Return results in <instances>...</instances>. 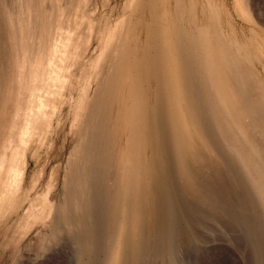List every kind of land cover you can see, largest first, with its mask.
<instances>
[{"label": "bare ground", "instance_id": "obj_1", "mask_svg": "<svg viewBox=\"0 0 264 264\" xmlns=\"http://www.w3.org/2000/svg\"><path fill=\"white\" fill-rule=\"evenodd\" d=\"M70 1L0 0V35L8 40L0 50L6 47L8 58L0 67V221L24 234L37 227L55 233L61 220L82 234L88 251L101 221L112 244L107 264H143L159 242L155 234L169 228L164 218L174 210L176 182L203 201L200 177L210 170L214 177L232 161L264 210V74L248 61L264 58V15L253 13L255 2L232 0L248 24L235 38L221 25L224 1L128 0L138 16L124 14L84 58L91 11L86 1L78 3L82 10ZM68 52L75 59L67 65ZM82 81L86 87L75 95ZM58 139L68 155L62 196L51 202L61 164L41 176L60 153ZM32 162L40 168L30 177ZM38 184L44 188L32 197ZM15 206L25 208L12 220Z\"/></svg>", "mask_w": 264, "mask_h": 264}, {"label": "rangeland", "instance_id": "obj_2", "mask_svg": "<svg viewBox=\"0 0 264 264\" xmlns=\"http://www.w3.org/2000/svg\"><path fill=\"white\" fill-rule=\"evenodd\" d=\"M85 1L86 8H90L91 11V17H87L85 21V31L83 30L87 37L84 36L85 42L82 51L84 58H87L89 54L92 56L95 55V48L98 45L99 38L106 30L110 31L115 28L124 14L125 16L130 14V17L135 18L140 11L136 10V12H130L128 0H73L72 3L70 1V8L82 10L78 7V3L80 2L84 6ZM199 1L202 2V0ZM220 1H224V14L221 16V25L226 32L225 34L235 36V38H241L244 33L247 32L248 24H246L241 17L237 16V13H235L232 7V0ZM253 1L255 2L254 8H257V10L253 8V13L260 16L264 15V0ZM197 5L199 7V13L201 4L198 3ZM1 17L2 11H0V31L2 27H4ZM200 18L201 16H199V20ZM228 19H230V22L232 21L231 23L234 27V31L232 32L227 23ZM60 24V19H56V30H58ZM7 34L8 31H5V35ZM4 41L5 44L8 43L6 36ZM4 41L0 35V50L2 49V43ZM1 53L3 54L1 55ZM64 53H62V55ZM5 55H7L6 47L5 50L3 49L0 52V67L2 68L7 66L8 58ZM73 56L74 54L70 55V52L67 53V65L71 58L75 59ZM248 61L252 63L253 68L258 73L264 74V58H262L260 62L258 60ZM72 68V66L67 67V70ZM85 82L87 81H82L79 87L74 89L76 92L75 95L80 88L87 84ZM68 101H65L66 104L64 103L66 108L64 105L62 106V110H65V116L61 118V122L65 124L64 127H67V129L71 124V117L67 113L70 107V102ZM57 109H60V107ZM57 112L58 110L55 111L54 115H56ZM54 124L53 119L52 126H54ZM62 136H64V134L60 135L61 138ZM59 139L54 143L53 147L55 150L60 148V153L57 158L49 162L50 164L48 163V167H45L44 176H41V179L44 181L49 176L51 168L58 163L61 164L58 184L48 191L47 199L51 202L59 200L62 196L60 186L63 173L62 169L65 166L68 155V147H61L63 141ZM35 166L36 169H34ZM224 167H221V169L225 171L222 170L225 174L220 172L221 169L217 171L219 177L216 176L218 179L216 176L213 177V174L216 172L213 173V171L206 169L207 173L208 171L210 172V174L208 173L207 175L209 177L211 176L210 178L213 180V183L209 177L205 178L206 180L204 179V175L200 177V186L207 195L203 201L194 200L191 194L183 190L182 186L176 182L174 210L164 218L169 228L164 233L160 231L158 234H155L154 239H159V242L153 247H150L148 250L149 252L147 251L145 253L143 264H264V210L253 188L248 183L246 177L240 173L236 163L232 161L229 165ZM37 168L39 169L40 165H35L32 162L28 166V176L31 177L33 171L38 170ZM219 172L223 175H220ZM203 173L205 172H202V174ZM224 175H226V177ZM30 177H28V179ZM208 178L211 182L207 180ZM219 178L224 180L223 182L224 186H226V190L225 187H222V180L218 181L220 180ZM202 180L207 181L206 183L210 182V186ZM225 181L228 182V184ZM219 183H221L220 186H218ZM39 185L40 184L35 187L37 188L36 190H34L35 188L31 189L30 193L34 190L31 193L32 197L40 195L44 186L41 187ZM204 185H208V189H210V187L214 189L217 186L221 189L217 188L219 192L216 189H214L216 191H212V188V190H208ZM206 201H208V205ZM21 207L16 208L15 206L9 210L15 213H13L12 220L13 218L17 219L23 214L25 206ZM216 207L221 209L217 211L215 210ZM213 209L215 211H213ZM46 218L47 220L50 219L49 216ZM60 221L61 220H58L56 223L58 224L56 225L58 226L57 229H59L56 231L57 233L53 232L55 235L50 232L51 229L47 228H44L45 232H38L41 229L40 227H35L36 229L25 232L24 234L20 233V231L13 232L12 226L14 229V223L10 222L7 224L8 222L5 223L0 221V232L3 230V233H0V264H107L108 254L112 248V244L103 237L101 221L97 222V227L99 229L98 236L94 246L89 251L86 250L83 244L81 238L82 234L74 230H69L65 223ZM1 226L5 227L2 228ZM7 231L8 233H6ZM33 232H35L34 234L36 237L32 236ZM48 232L49 235L47 234ZM13 237L15 238L12 240ZM30 237H33L34 241L33 238L31 239ZM31 240L33 243H31ZM163 240L168 242V250H165L166 243Z\"/></svg>", "mask_w": 264, "mask_h": 264}]
</instances>
